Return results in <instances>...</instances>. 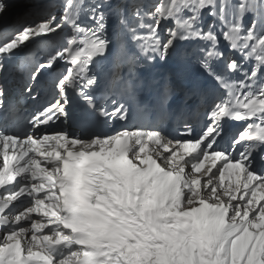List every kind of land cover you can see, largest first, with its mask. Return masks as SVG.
I'll use <instances>...</instances> for the list:
<instances>
[{"label": "snow or ice", "instance_id": "1", "mask_svg": "<svg viewBox=\"0 0 264 264\" xmlns=\"http://www.w3.org/2000/svg\"><path fill=\"white\" fill-rule=\"evenodd\" d=\"M0 26V264H264V0Z\"/></svg>", "mask_w": 264, "mask_h": 264}, {"label": "bare ground", "instance_id": "2", "mask_svg": "<svg viewBox=\"0 0 264 264\" xmlns=\"http://www.w3.org/2000/svg\"><path fill=\"white\" fill-rule=\"evenodd\" d=\"M10 20H11V23H12V24L15 23V22H17L16 19H13V20H12V18H10Z\"/></svg>", "mask_w": 264, "mask_h": 264}]
</instances>
